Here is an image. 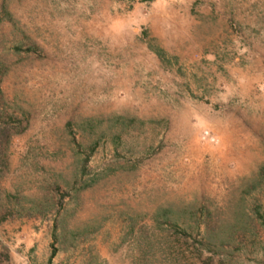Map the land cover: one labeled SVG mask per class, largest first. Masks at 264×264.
I'll return each instance as SVG.
<instances>
[{"label":"rangeland","instance_id":"1","mask_svg":"<svg viewBox=\"0 0 264 264\" xmlns=\"http://www.w3.org/2000/svg\"><path fill=\"white\" fill-rule=\"evenodd\" d=\"M1 129L0 264H264V0H0Z\"/></svg>","mask_w":264,"mask_h":264},{"label":"trees","instance_id":"2","mask_svg":"<svg viewBox=\"0 0 264 264\" xmlns=\"http://www.w3.org/2000/svg\"><path fill=\"white\" fill-rule=\"evenodd\" d=\"M3 134V131H2V129L0 130V136ZM2 191H4L3 189H2ZM0 203H1V201H0ZM8 208V207H7ZM5 209V207L3 208V207H1L0 206V222H3V221H5L6 219H8V218H10L11 216H13V211L12 210H10V209ZM54 255V248H52L51 249V251H50V253H49V256H48V259H47V262H49L50 261V259H51V257Z\"/></svg>","mask_w":264,"mask_h":264}]
</instances>
